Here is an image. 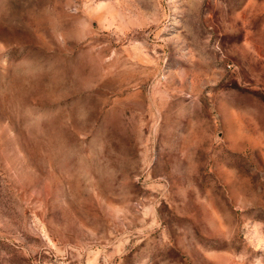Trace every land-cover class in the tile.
Masks as SVG:
<instances>
[{
    "label": "rangeland",
    "instance_id": "374dc122",
    "mask_svg": "<svg viewBox=\"0 0 264 264\" xmlns=\"http://www.w3.org/2000/svg\"><path fill=\"white\" fill-rule=\"evenodd\" d=\"M0 264H264V0H0Z\"/></svg>",
    "mask_w": 264,
    "mask_h": 264
}]
</instances>
